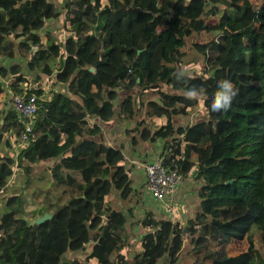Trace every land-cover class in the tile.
I'll list each match as a JSON object with an SVG mask.
<instances>
[{"label": "trees", "instance_id": "trees-1", "mask_svg": "<svg viewBox=\"0 0 264 264\" xmlns=\"http://www.w3.org/2000/svg\"><path fill=\"white\" fill-rule=\"evenodd\" d=\"M70 2L67 35L59 40L45 32L46 22L62 18ZM211 18L216 21L207 23ZM202 32L211 33L199 44L204 66L189 73L185 68L195 59L185 64L187 40ZM21 37L27 42L16 41ZM0 55V94L9 81L14 91L35 94L40 105L17 157L0 153V191L15 164L31 175L36 163L50 159L58 178L46 197L52 217L45 222L29 224L19 217L23 196L9 198V213L0 218V264H88L93 258L127 264L119 253L135 227L129 203L142 202L145 189L134 183L136 170L143 175L141 161H126V144H109L99 124L111 123L117 110L129 148L161 139L167 164L201 181L192 219H157L151 210L138 221L145 234L133 264H176L185 255L191 264H264V0H66L64 10L58 0H0ZM22 58L31 70L42 68L34 80L14 63ZM52 58L60 62L56 73ZM223 80L238 95L229 110L215 112ZM149 89L160 97L142 105ZM192 90L198 99L187 96ZM200 103L204 119L176 125L174 117L189 116ZM140 112L160 125L136 121ZM23 129L17 112L0 110V144L9 146ZM114 195L123 204L118 209ZM230 244L238 255L229 253ZM71 251H88L87 262H66Z\"/></svg>", "mask_w": 264, "mask_h": 264}, {"label": "rangeland", "instance_id": "rangeland-1", "mask_svg": "<svg viewBox=\"0 0 264 264\" xmlns=\"http://www.w3.org/2000/svg\"><path fill=\"white\" fill-rule=\"evenodd\" d=\"M69 1V0H68ZM59 5L62 7V9L64 10V7L66 5V0H58ZM68 3V2H67ZM105 3V2H104ZM50 20V19H47ZM216 19H208L207 23H212L215 22ZM67 21L65 20V15L64 17L60 18V19H56L54 22H47L46 26H45V32L47 31H52L51 33L53 35H55L59 40H62L63 38L66 37L67 32L64 31V28L66 26ZM52 24L58 25V27L56 29H52V30H48L49 26L51 28L55 27L52 26ZM48 26V27H47ZM56 30V31H54ZM211 37V33L208 32H202L201 34H195L194 36H191L190 38H188L187 43H188V48L187 53L188 56L185 57V64H189V60L190 59H195L193 61L192 64H190V67L185 68V71L191 73L193 72L195 69H202V67L204 66V55L198 50V49H202L203 47L200 46L199 44L205 42L207 43L208 40ZM23 38H20L19 40H22ZM24 59L23 61L26 62L25 64H23L24 68H23V73L24 72H30V67L29 65H27V62H29L27 59ZM19 62V60H18ZM50 65L53 69V73H56L59 70L60 67V62L58 61V58L54 59H50ZM188 66V65H187ZM42 68H38L35 69L32 73V76L28 78L30 80H34V78H36L37 75L41 74ZM210 73H212V68L210 69ZM27 82H29L27 80ZM49 83V87L47 88V91L50 90L51 86H50V82ZM42 84V83H41ZM25 87H29L24 83ZM58 88V86H57ZM8 90L14 91L10 86L7 87ZM29 89V88H28ZM163 89L169 90L170 89L167 86H163ZM122 95H125L122 93ZM143 96V100H142V105H145L147 102H151V103H156V100L159 99L160 97V93H158V90L156 89H149V90H145L142 93ZM9 97V94H8ZM123 97V96H122ZM119 110L116 111L115 115L113 116V118L111 119V122H115V120L118 121V125H123L119 122L118 120V112ZM189 111V116H176L174 117L175 119V123L176 125H186L188 123L191 122H196L199 120H202L206 117V111L204 109V107L202 106V104L200 103L199 105L195 106V107H190L188 109ZM145 121V125L149 126L150 128H155L156 126L160 125L161 123V119H156V120H150L149 117H147L145 115V112H140L138 113L137 117H136V121L143 119ZM95 118L91 119V122H95ZM110 122V121H109ZM109 122H101L102 125L104 126L106 124V126L108 127ZM120 123V124H119ZM145 125H143L142 127H144ZM125 126V125H124ZM104 130L106 131V128L104 126ZM7 136L5 135V138ZM14 138V137H12ZM135 139H139V134H136ZM14 143V141L12 140L11 143ZM2 147L5 150V154L7 155H13V157H17V154L19 153V149L18 150H10V145L9 146H5V142L3 141L2 143ZM53 160H46V161H41L35 164V172L32 173L31 175H28L25 170L21 167H18L17 164L14 165L13 169H14V176L13 178H11L10 183L8 184V186L6 187L5 190L0 191V218L9 213V208L7 207V201L9 200V198L12 195H17V194H21L23 196V199L26 201V207L25 210L19 214V217H24L29 224H33L34 222H36V220L40 217H43V208H47L49 210V214H51V209H50V203L47 201V195L49 192H53L56 185H57V181L58 178L52 175L51 172V166L54 164ZM138 183V182H137ZM200 183V182H199ZM139 186H141V184H139ZM201 184L195 189V191L193 192V195H196L199 191ZM139 190H141V192H143V187H139ZM147 195V192H144ZM143 193L142 195V202L137 203L136 208L134 210V215H136V219L138 221L144 219L146 213H148L149 210V205H150V198L148 196H146ZM145 197V198H144ZM198 196L194 198V201L196 202ZM112 204L115 208H120L121 206L118 204V199L115 197V195L112 197ZM129 206L134 207V203H129ZM137 226L140 229V225L137 224ZM140 231V230H139ZM136 235V233H135ZM142 234H140V232L137 234V239H139V237H141ZM259 242H262V236L260 234V232L257 233ZM190 263V262H189ZM188 261H186V264H189Z\"/></svg>", "mask_w": 264, "mask_h": 264}, {"label": "crops", "instance_id": "crops-1", "mask_svg": "<svg viewBox=\"0 0 264 264\" xmlns=\"http://www.w3.org/2000/svg\"><path fill=\"white\" fill-rule=\"evenodd\" d=\"M64 15H65V11H64V14L62 15V17H64ZM58 19H60V18H57V20ZM55 20L56 19H51V20H48L47 22H54ZM47 22H46V24H47ZM54 25L55 24H52V26H54ZM57 27H58V25H55V27H53V28H51L49 26L48 30L56 29ZM54 31H56V30H54ZM50 32H52V31H50ZM21 38H23V37H21ZM19 39L20 38H18L16 41L17 42L22 41L24 43L27 42V41H25L24 38L22 40H19ZM28 47H31V46H26V48H28ZM3 59L4 58L0 55V63H2ZM23 60L24 59H20L19 62H14V63H21V65L24 66L23 64H25L26 62H24ZM33 71L34 70H31L29 73L24 72V74H26L28 76L30 75L29 77H31ZM4 83H5V81H4ZM8 86L9 85H4L3 86V93L0 94V110H3V111L8 110L10 107V105H9L10 96L8 97V94L10 95V92L7 89ZM29 86H30V88L31 87H34V88L39 87V85L33 81L29 82ZM101 122L102 121H100L99 124L102 126V130H103V133L105 136V140L109 144H111L113 146H117V147L121 146L122 144H126L125 149H124L126 161L130 162L132 159H135V161H136L135 164H136L139 160L143 161L145 157L150 158V159L151 158L161 159V157H163L167 152L164 149V146L162 144L163 142L161 139L157 140L156 142L140 141L139 146H137L135 148H133V146H132L129 148V145H128L129 139L127 138V136L124 132V130H125L124 125H115V124H117L116 122L115 123L111 122V123H109L108 127L106 126V124L104 125L106 128V131H105L104 126L102 125ZM1 123H3V120L1 121ZM12 139L13 138L11 137L10 138V150L15 151V142L11 143ZM5 146L7 147L6 144H5ZM5 150L6 149H3L2 144H0L1 155L8 156L7 154H5ZM13 155H9V156L13 157ZM133 169H135V167ZM14 175L15 174H14V170H13V175L11 178H13ZM195 175H191L190 177L185 178L184 184L180 187V189L174 195L175 208L177 211L176 221L186 222L187 220L192 219L194 217L197 209H198L200 199H199L198 193L196 195H193V192L201 184V181L199 179H196ZM11 178H10V180H11ZM135 178H136V182H134V183L136 184V186H138L139 184H142L143 175L141 172L138 173V171L136 170L135 171ZM10 180H9V183H10ZM135 184H134V186H135ZM197 196H198V198L195 202L194 198ZM135 208H136V206L133 207V210H135ZM149 210L150 211L152 210L155 213V217L157 219H162L164 217H168V215L166 214V211L164 210V206H161L160 208H158L154 204V202H150ZM131 220L135 223V227L133 228L132 241L129 242L124 247V249L122 250L121 253H119L124 257L127 264H133L134 260L137 258V255L141 252V245H140L139 241L141 240V238L145 234V232H143L137 226V224L140 225V223L136 222L137 219H136V215H134V211H133V216H132ZM139 232H140V234H142V236L139 237V239H137L136 237H137V234ZM135 233H136V235H135ZM228 248H229V253L231 255H238L239 254V247L236 244H230ZM188 251H189V248L186 249L185 253H187ZM87 252L88 251H81V252L71 251V252H68L64 258H65L66 262H69L70 260H74V259H78L80 262H85ZM119 254L116 255V258ZM186 261H188V263L190 262L189 264H191V262H192L191 259L187 255H185L176 264H186ZM88 264H99V262L97 261L96 258H93V259L88 261ZM116 264H120V262L116 263ZM156 264H167V263L165 262V259H162V260L160 259L157 261Z\"/></svg>", "mask_w": 264, "mask_h": 264}, {"label": "built area", "instance_id": "built-area-1", "mask_svg": "<svg viewBox=\"0 0 264 264\" xmlns=\"http://www.w3.org/2000/svg\"><path fill=\"white\" fill-rule=\"evenodd\" d=\"M71 2L65 11L66 21L69 13L72 12L73 7H75ZM8 83L9 81H6V85H9ZM8 91L10 92L9 108L17 112L22 118V123L24 125L21 135L12 139L15 142V150H20V148L29 141L40 105L35 94H29L26 91ZM130 162L135 163L136 161L132 159ZM141 166L143 168L142 184L144 185V192H147V195H145L148 196L150 202H154L158 208L164 206V210L168 217L172 219L173 222H176L177 211L175 208L174 195L185 182L183 174L176 167L175 162L168 165L164 156L161 157V159H150L145 157L144 160L141 161Z\"/></svg>", "mask_w": 264, "mask_h": 264}, {"label": "clouds", "instance_id": "clouds-1", "mask_svg": "<svg viewBox=\"0 0 264 264\" xmlns=\"http://www.w3.org/2000/svg\"><path fill=\"white\" fill-rule=\"evenodd\" d=\"M238 95V89L229 80H223L219 83V90L215 93L213 103L211 105L212 111L219 112L221 110L227 111L232 107L234 98ZM187 96L189 98L198 99L197 91H189Z\"/></svg>", "mask_w": 264, "mask_h": 264}, {"label": "water", "instance_id": "water-1", "mask_svg": "<svg viewBox=\"0 0 264 264\" xmlns=\"http://www.w3.org/2000/svg\"><path fill=\"white\" fill-rule=\"evenodd\" d=\"M93 69V68H92ZM229 182H232V181H229ZM52 217L51 214L49 213H46L43 217H40L36 220V223L40 224L42 222H45L46 220L50 219Z\"/></svg>", "mask_w": 264, "mask_h": 264}]
</instances>
